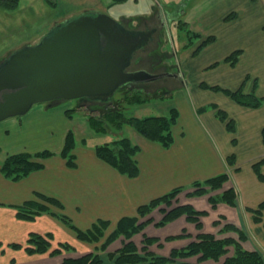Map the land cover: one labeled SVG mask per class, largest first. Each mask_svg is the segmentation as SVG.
Masks as SVG:
<instances>
[{"label":"crops","instance_id":"0c3cea01","mask_svg":"<svg viewBox=\"0 0 264 264\" xmlns=\"http://www.w3.org/2000/svg\"><path fill=\"white\" fill-rule=\"evenodd\" d=\"M67 1L74 9L86 7L101 11V5L104 6L102 0ZM209 2L206 7L199 1L187 4L189 6L183 16V21L187 23L184 29L194 33L192 38L188 34L189 43H196V46L188 51L184 63L181 62L187 85L185 89L180 86L176 94H184L187 102L183 112L189 117H179L173 126L174 143L165 147L143 135H136L141 149L136 154L140 172L135 177L119 172L99 158L94 146L85 149L81 155L77 154L76 147V166L68 165L66 158L56 154L44 160L43 168L19 180L7 178L0 169V264H60L66 257H78L94 251L103 242L80 240L69 225L50 213H43L32 220L19 218L16 206L38 198L37 193L58 198L64 207L53 208L70 216L74 224L82 229L90 227L98 219L110 220L109 232L122 217L136 215L141 204L178 186L186 189L178 194L175 205L190 203L199 210L208 211L207 215L201 217L203 231L214 233L217 237L233 236L239 239L236 231H220L223 225L232 223L247 235V239L242 241L243 246L249 250H259L264 255V222H257L253 212L248 209L264 200V181L260 180L253 168L255 162L264 158V103L256 108L245 106L221 90L201 86L204 82L236 90L243 84L244 92L264 96V0ZM156 12L158 8L152 5L148 12L129 19L128 24L140 25V19L153 21ZM231 13L234 16L226 19ZM195 16H198L199 25L201 22L209 25L206 33H201L197 27L195 29V22L192 23ZM174 20L178 23L179 19L176 17ZM208 35H214L215 40L196 52L197 46ZM236 49L243 50L236 64L225 61ZM158 104L154 106L159 107ZM218 109L226 111L229 118L234 120V132L228 129L227 121L220 119ZM38 145L50 146L43 142H38ZM232 154L236 156L234 163L229 160ZM261 170L264 173V164ZM224 172L229 173V179L221 189L201 196L188 195L195 181ZM231 187L237 191L236 205L220 202L212 207L209 197L219 196ZM153 216L155 221L161 218L156 213ZM216 220H220L219 225L214 224ZM184 230L190 236L164 241L167 236L180 234ZM31 232L52 233L50 251L30 254L24 247L10 246L13 242L26 245ZM199 232L195 223L180 216L164 227L149 224L143 233L160 238L162 245L155 243L150 250L168 256L173 249L187 246ZM143 233L133 237L138 246H141ZM66 242L72 247L63 248L59 254L51 253L60 243ZM122 242L120 237L101 252L103 264H114L108 257V251L118 249ZM232 253L233 248L230 247L227 255ZM186 260L197 261L192 257ZM216 263L210 259L201 264Z\"/></svg>","mask_w":264,"mask_h":264},{"label":"trees","instance_id":"16d2710c","mask_svg":"<svg viewBox=\"0 0 264 264\" xmlns=\"http://www.w3.org/2000/svg\"><path fill=\"white\" fill-rule=\"evenodd\" d=\"M47 1L53 3L51 0ZM0 3L7 9H15L18 6L19 0H0ZM233 16L234 14L231 13L226 16V19H231ZM177 24L183 29L187 26V23L185 21H180V19ZM187 32L192 38L194 33L189 30ZM214 40V35L206 36L197 46L195 51L197 52L201 47ZM242 52V49L232 51L225 58V61H228L231 64H236ZM183 84L185 86L187 85L185 82H183ZM242 85L236 90H230L219 85H208L204 82L201 83V86L204 88L225 92L239 104L245 106L256 108L264 103V96H258L255 92L246 93L244 92ZM123 87H125V85L120 88ZM127 94L128 95L125 99L127 104L150 102V100L155 98L154 96H149L147 93H144L143 90L134 92L129 90ZM168 96H172V93L168 94ZM100 97L105 98V96H90L88 98ZM72 112L69 111L68 115H71ZM100 114V117L95 116L91 118L92 127H94L97 131H105L106 123H111L117 127L129 125L145 138L151 141L159 142L165 147L174 143L175 138L172 128L180 117V111L175 106H173L170 109V112L166 115L137 116L125 113L122 106L118 104L114 108L104 110ZM217 114L221 120L227 121L228 129L234 132V120L229 118L227 112L222 109H218ZM233 141H235V139H233ZM76 145L77 143L74 132L69 130L60 155L67 159L68 165L70 166L77 165V157L74 153ZM140 149L141 147L134 143L129 136L121 137L120 139H116L114 142L107 141L99 143L95 147L96 155L99 158L115 167L119 172L131 177L137 176L140 172V167L136 159V154L140 151ZM52 155H54V152L49 149L37 152L24 151L13 153L8 155L3 161H0L1 171L6 177L19 180L31 172L43 168L45 165L44 160ZM235 159V154L229 156L230 163H234L233 161ZM263 164L264 158L255 162L253 168L260 180L264 181V173L261 170ZM228 179L229 173L224 172L205 180L195 181L192 184L193 190L189 191L188 195L195 196L210 193L213 190H219ZM185 189L186 187L184 186L175 187L170 191L151 199L149 202L141 204L137 209L136 215L124 216L119 219L115 229L106 236L99 246H96L94 251L78 257H66L60 264H103L104 259L101 252L106 251L108 246L121 236L124 237L125 240L122 246L114 251H108V257L114 261V264H139L140 262H144L146 264H201L202 262L210 259L216 261V264H264V255L262 252L259 250H249L243 246L242 241L247 239V235L244 230L238 228L232 223H226L220 231H236L239 235V239L233 236L217 237L214 233L202 230L203 223L201 217L207 215L208 211L199 210L190 203L174 205V203H177L178 194ZM37 196L38 198L36 199L33 198L26 200L22 204L16 206L19 218L32 220L43 213H50L59 217L63 222L69 225L77 233L78 238L86 242L98 243L102 241L101 239L105 236V234H107L108 228L111 224L110 220L98 219L93 222L90 227L82 229L74 224L70 216L61 211H56L53 208V206L58 207L59 209L64 207V204L58 198L43 193H37ZM236 199L237 191L233 187L224 190L219 196L211 195L209 197L212 207H216L220 202H225L234 206L236 205ZM161 204H166L167 206L172 207L170 210H166L165 208H161ZM157 207H160V210L164 213L162 219L156 223L157 226H163L182 215H186L188 221L194 222L197 228L200 229L196 239L192 240L185 247L173 249L170 256L160 255L149 249L151 244L159 241L158 237L148 236L143 233V245L141 248L138 247L136 242L133 240V237L136 234L142 233L145 226L154 220L150 217L143 221L141 219L150 214ZM248 209L253 212L254 219L257 222H264V200L256 207H249ZM214 224L219 225L220 220L214 221ZM188 236H190V234L184 230L180 234L167 237V240ZM52 238V233L41 234L38 232H31L29 233L27 244L25 246L17 242L10 243V246L13 248L24 247L30 254L44 253L50 251L52 247ZM71 247L72 245L68 242L60 243L59 247L51 250V253L59 254L63 248L68 249ZM230 247L233 248V253L231 255H227L230 251ZM225 255H227L225 259L220 262L221 258ZM192 256H198L196 258V262L186 260Z\"/></svg>","mask_w":264,"mask_h":264},{"label":"rangeland","instance_id":"374dc122","mask_svg":"<svg viewBox=\"0 0 264 264\" xmlns=\"http://www.w3.org/2000/svg\"><path fill=\"white\" fill-rule=\"evenodd\" d=\"M51 1L53 3L47 0H19L18 6L15 9H7L0 3V61L6 58L13 50L19 49L27 44L39 42L56 24L64 22L68 18L77 17L82 13L99 11V9L86 7L74 9L75 7L67 0ZM197 1L204 4V7L210 3V0H102L104 6L101 5V11L104 10L103 12H106L113 18L121 22L124 20V22L127 23L129 19L139 17L138 14L148 12L152 8V5L158 8V12L163 14L162 19L166 21L165 30L163 31V44L160 43V40L157 43L159 37H161V34L158 33L153 46L145 52H139L135 55L132 68L156 72L168 70L172 67L171 70L179 74V78L173 79L169 76H164L156 80L150 79L142 82H132L129 84V88H120L113 95L105 96V98H56L35 103L26 114L8 117L0 121V161H3L10 154L24 151L37 152L49 149L54 152V155L60 154L69 130L74 132L77 143V154L79 155L88 147L94 146L95 151L97 144L107 141L114 142L116 139H120L124 136L131 137L133 142L138 144L135 136L141 134L129 125L117 127L111 123H106L105 131H97L92 127V117H100L101 112L114 108L118 104L122 106L125 113L137 116L166 115L170 112V109L175 106L180 111V118L187 119L189 116L185 115V112H183L187 102L184 100L185 96L181 92H179V94H176V92L179 86H183V82H185L181 62L184 63L183 60L188 51H191L196 46V43H189L187 30L179 28L177 23L174 22V19L180 16V21H183V19H185L183 16H185L186 9L189 6L187 4ZM203 6L201 8H203ZM123 17H127L128 19H122ZM197 18L198 16H195V21H192V23L195 22V29L198 28L201 33H206L209 29V25L204 22H201L199 25ZM149 21L151 22L152 19ZM136 23L138 22L136 21ZM144 23L145 19H140L138 24L143 28L145 26ZM153 23H157L155 19H153ZM158 64H161V66ZM129 90L133 92L143 90L144 93H147L149 96H154L155 98L150 100V102L127 104L125 99ZM170 93H172V96H168ZM184 93L186 94V92ZM158 102L159 107L154 106ZM69 111L72 112L71 115H68ZM60 141L61 143L57 145ZM38 142H43L44 144L49 143L50 146H40ZM7 178L15 180L10 177ZM206 194L209 193L201 195ZM175 204L176 203H174V205ZM160 206L166 210H170L172 207L166 204H161ZM153 213L160 215L161 218L158 221L164 216L160 207H157L141 220H146L148 217L153 218L154 220L149 224L155 223V226H157L156 223L158 221H155ZM182 216L186 217V215ZM173 221L157 227H164ZM111 231L109 229V232L107 231V234H105L101 240L103 241ZM167 237L164 241H170L167 240ZM122 239L124 242V237H122ZM160 242L161 239L159 238V241L155 243L161 246L162 244ZM141 243V246L138 247H142L143 243ZM155 243L151 244L149 249L155 245ZM170 254L168 256H170ZM197 257L198 256H192L194 260H197Z\"/></svg>","mask_w":264,"mask_h":264},{"label":"water","instance_id":"95a60500","mask_svg":"<svg viewBox=\"0 0 264 264\" xmlns=\"http://www.w3.org/2000/svg\"><path fill=\"white\" fill-rule=\"evenodd\" d=\"M150 34L106 12L57 24L39 42L14 50L0 63V121L26 114L38 102L109 96L126 83L162 76L127 70Z\"/></svg>","mask_w":264,"mask_h":264},{"label":"flooded vegetation","instance_id":"af4514ba","mask_svg":"<svg viewBox=\"0 0 264 264\" xmlns=\"http://www.w3.org/2000/svg\"><path fill=\"white\" fill-rule=\"evenodd\" d=\"M167 13V12H166ZM168 14V13H167ZM166 14V15H167ZM162 13H160V12H156V18H155V21L157 22L156 24H154L153 23V21H149V20H145V23H144V27L142 28V27H140V25H136V26H131V25H129L128 23L126 24V22H124V21H122V22H124V24L127 26V27H129V28H132V29H136V30H140V31H144V32H146V33H148V32H150L151 34L149 35V37H148V39H147V41L143 44V46L142 47H140V48H138L136 51H134V53H133V55H132V62H131V64L127 67V70L128 71H136V70H140V69H133L132 68V66L134 65V57H135V55H137V53H139V52H145L146 50H148L151 46H153L154 45V41H156V39H157V34L158 33H160L161 34V37H159V39H158V41H157V43L159 42V40H160V43L161 44H163V36H164V30H165V24H166V21L165 20H163L162 19ZM168 15H170V14H168ZM173 18V17H172ZM176 18V17H175ZM178 19H180L181 17L180 16H178L177 17ZM172 20V19H171ZM174 22H175V20H174ZM153 23V24H152ZM165 43V42H164ZM4 60V59H3ZM3 60H1L0 61V63L3 61ZM159 66H161V64H158ZM157 65V66H158ZM172 68V67H171ZM171 68H169L168 70H164V71H156V72H151L152 74H163L162 76H160V77H157V78H154L155 80L156 79H160V78H162V77H164V76H169V77H171V78H173V79H178L179 78V74H176L175 72H173L172 70H171ZM150 72V71H149ZM153 80V79H152ZM130 83H132V82H130ZM130 83H127V84H125V87L126 88H129V84Z\"/></svg>","mask_w":264,"mask_h":264}]
</instances>
